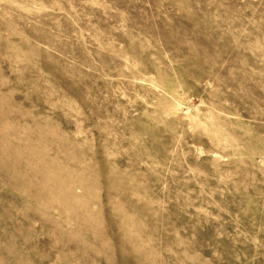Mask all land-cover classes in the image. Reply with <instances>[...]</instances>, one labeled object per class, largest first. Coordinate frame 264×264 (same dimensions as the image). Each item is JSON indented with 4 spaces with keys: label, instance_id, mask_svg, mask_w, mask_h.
<instances>
[{
    "label": "rangeland",
    "instance_id": "374dc122",
    "mask_svg": "<svg viewBox=\"0 0 264 264\" xmlns=\"http://www.w3.org/2000/svg\"><path fill=\"white\" fill-rule=\"evenodd\" d=\"M0 264H264V0H0Z\"/></svg>",
    "mask_w": 264,
    "mask_h": 264
}]
</instances>
